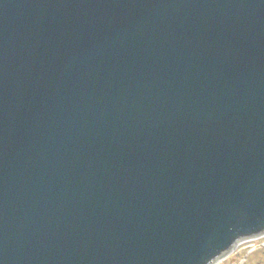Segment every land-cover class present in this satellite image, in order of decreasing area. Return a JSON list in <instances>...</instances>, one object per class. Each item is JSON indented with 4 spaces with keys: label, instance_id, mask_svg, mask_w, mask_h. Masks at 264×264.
<instances>
[{
    "label": "water",
    "instance_id": "95a60500",
    "mask_svg": "<svg viewBox=\"0 0 264 264\" xmlns=\"http://www.w3.org/2000/svg\"><path fill=\"white\" fill-rule=\"evenodd\" d=\"M262 236L264 0H0V264Z\"/></svg>",
    "mask_w": 264,
    "mask_h": 264
},
{
    "label": "rangeland",
    "instance_id": "374dc122",
    "mask_svg": "<svg viewBox=\"0 0 264 264\" xmlns=\"http://www.w3.org/2000/svg\"><path fill=\"white\" fill-rule=\"evenodd\" d=\"M218 264H264V236L242 242Z\"/></svg>",
    "mask_w": 264,
    "mask_h": 264
}]
</instances>
